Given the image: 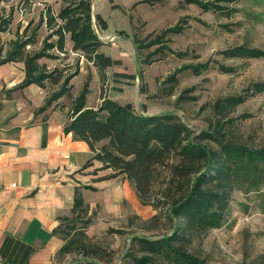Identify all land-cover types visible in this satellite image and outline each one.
Instances as JSON below:
<instances>
[{"label": "rangeland", "instance_id": "obj_1", "mask_svg": "<svg viewBox=\"0 0 264 264\" xmlns=\"http://www.w3.org/2000/svg\"><path fill=\"white\" fill-rule=\"evenodd\" d=\"M91 1L92 26L102 42L98 52L102 57L103 76L77 52L65 56L52 50L48 55L58 57V60L41 59L48 71L59 69L63 75L76 69L78 72L83 70L72 79L70 92L63 96L62 107L67 106L68 110L71 100L83 90L87 80V104L91 106L98 105L96 99L99 96H110L120 104L131 105L138 112L150 115L173 113L197 133L213 129L220 119L214 109L216 101L243 95L250 84L264 82V58L228 59L220 55L221 51L240 45L264 50V0L220 4L237 10L230 17L221 12H204L197 5H186L181 0ZM62 6L61 0L0 2V14L12 12L10 30L0 36V42L6 49L18 29L22 33L27 28V34H30L39 25L38 42L27 47L29 52H38L49 33L44 23L47 10L56 14ZM175 25L182 27L180 34H167L160 44L137 50L135 38L147 39L142 45H148L163 30ZM153 52L155 54L148 57ZM200 64H206V69L199 75L190 69L180 72L172 94H168L169 84L163 83L168 76L184 66ZM219 65L233 71L223 73ZM184 91V95L194 97V100L177 102ZM221 121L225 123L227 140L250 148L264 147V94L248 97ZM168 180L167 169H161L151 197L141 203L138 215L128 213L98 219L97 211H88L81 217L69 214L61 223L62 231H69L71 226L77 229L85 226L89 242L97 245L101 254L82 250L59 259V264H129L127 253L134 251L131 242L134 236L156 237L170 233L173 223L165 217L170 203L165 197L170 186ZM230 211L224 225L196 239L189 248L190 252L209 264H257L264 261V183L240 184L231 194ZM155 215L158 217L154 219ZM110 229L118 232L109 233ZM223 247L229 254L223 252Z\"/></svg>", "mask_w": 264, "mask_h": 264}, {"label": "trees", "instance_id": "obj_2", "mask_svg": "<svg viewBox=\"0 0 264 264\" xmlns=\"http://www.w3.org/2000/svg\"><path fill=\"white\" fill-rule=\"evenodd\" d=\"M4 1L6 0H0ZM61 1L63 6L56 14L48 9L44 16L49 33L42 40L38 52H29L27 47L38 42L39 25L30 34H27V28L22 33L18 29L6 49L5 44L0 42V66L23 63L24 79L15 90L31 84L43 87L45 82L57 86L47 95L44 105L37 112L46 110L67 95L72 88L70 80L78 75V69L69 75H63L61 70L48 71L45 64L39 63L43 58L58 59L48 55V52L56 50L64 53L66 36L72 42V51L80 53L103 76L102 57L98 52L102 42L92 26V1ZM181 1L186 5L195 4L204 12H221L230 17L237 10L220 4L230 5L239 0L205 3L200 0ZM11 23V11L0 14V35L9 32ZM181 32L182 27L175 25L163 30L148 45H142L147 39L140 41L135 38L134 43L139 51L144 46L160 44L167 34ZM54 37L56 40L50 41ZM154 54L155 52L148 57ZM220 55L228 59H260L264 58V50L240 45L221 51ZM187 69L199 75L206 69V64L184 66L174 71L163 81L164 84H169L168 94H172L178 82L177 75ZM219 69L223 73L233 71L222 65H219ZM185 92L180 94L177 102L194 100V97L184 95ZM88 94L89 85L86 80L83 90L71 102L67 113L69 121L64 131L72 132L76 139L88 144L94 154L92 160L100 161L102 169L113 171L108 178L124 175L143 204L151 197L153 184L160 170L166 168L169 174L170 186L165 191V197L170 203L165 217L173 223L171 232L156 237L134 236L131 240L134 251L127 253L129 264H209L190 252L191 244L204 234L224 225L231 214V194L240 184L252 186L264 183V147L250 148L227 140L224 133L225 123L221 119H225L248 97L264 94V82L250 84L243 95L227 96L216 101L214 109L220 114V119L216 121L213 129L208 128L197 133L173 113L145 114L136 111L129 104H120L103 97L96 109L88 108ZM242 181L244 182L241 183ZM87 213L82 195L79 189H75L71 214L81 217ZM157 217L155 215L154 219ZM84 228L85 226L79 229L69 227L73 236H70L69 231L63 232L65 243L58 251V259L82 250L95 255L101 254V249L89 242ZM108 232L118 231L110 229ZM257 264H264V261Z\"/></svg>", "mask_w": 264, "mask_h": 264}, {"label": "crops", "instance_id": "obj_3", "mask_svg": "<svg viewBox=\"0 0 264 264\" xmlns=\"http://www.w3.org/2000/svg\"><path fill=\"white\" fill-rule=\"evenodd\" d=\"M69 52L66 36L60 54ZM23 79L22 62L0 66V264H59L61 223L71 214L75 189L98 219L138 215L141 201L124 175L108 178L113 171L92 160L88 144L64 131L69 119L63 97L37 112L57 86L15 90ZM103 98L96 106L86 98V107L96 109Z\"/></svg>", "mask_w": 264, "mask_h": 264}, {"label": "built area", "instance_id": "obj_4", "mask_svg": "<svg viewBox=\"0 0 264 264\" xmlns=\"http://www.w3.org/2000/svg\"><path fill=\"white\" fill-rule=\"evenodd\" d=\"M223 252H225V253L229 254V251H228V249H226L225 247H223Z\"/></svg>", "mask_w": 264, "mask_h": 264}]
</instances>
